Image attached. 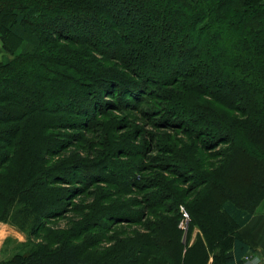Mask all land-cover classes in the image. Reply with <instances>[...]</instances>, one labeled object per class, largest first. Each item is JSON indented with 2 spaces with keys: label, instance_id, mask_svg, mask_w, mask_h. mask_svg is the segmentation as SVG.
I'll use <instances>...</instances> for the list:
<instances>
[{
  "label": "trees",
  "instance_id": "obj_1",
  "mask_svg": "<svg viewBox=\"0 0 264 264\" xmlns=\"http://www.w3.org/2000/svg\"><path fill=\"white\" fill-rule=\"evenodd\" d=\"M0 42V222L26 235L6 240L4 264L253 258L242 230L264 203V0H0ZM111 112L186 137L160 149L172 181L144 178L146 143L116 135ZM72 144L83 152L56 159ZM67 208L78 219L53 228Z\"/></svg>",
  "mask_w": 264,
  "mask_h": 264
},
{
  "label": "rangeland",
  "instance_id": "obj_2",
  "mask_svg": "<svg viewBox=\"0 0 264 264\" xmlns=\"http://www.w3.org/2000/svg\"><path fill=\"white\" fill-rule=\"evenodd\" d=\"M3 57H4V54L1 51V42H0V61L3 59ZM111 113L112 114H109L107 116H103L102 120L107 125H109V124L115 125L114 131H115L116 135L127 136L129 134V139L132 140V142H134L131 144H133L137 147H139V145L142 142L146 143V145H144V148L148 149V153H147V156L145 158V160H147V162H144V164H143L144 168L142 170L143 171L142 175L144 176V178H151V177L160 176V177L168 178L170 181H172L173 178L170 177V174L168 175L167 173H165L164 170H161V169H164L162 167L164 164L163 163L164 160L162 159L163 156L160 152V149H163L164 146H166L165 148L168 149V148L172 147L173 145L175 147H177L178 149H180V147H182L184 144L183 142L188 143L186 137L182 133H180V131L166 130L165 126L154 125L152 121L151 122L146 121L144 118H142L139 115L133 116V119H134L133 120V119H127L124 116L118 115L114 112H111ZM124 148H126V147L124 146ZM128 148H132V147H130V144H128ZM224 149L225 148L223 146L221 148L214 149L213 150L214 152H212V153L210 152L211 154H210L209 162H211V163L214 162V165H215V163H217L215 161H220V159H221L220 157H222V153H223ZM128 150H129V152H133L134 149H128ZM82 152L83 151L79 148V146L75 147L72 144L70 147H68L64 151L60 152L58 154L60 156L57 155L56 159L68 158L72 155L80 154ZM218 156H219V158L216 159ZM208 169L210 170V168H208ZM238 171H240V169ZM241 179L242 178H240V180ZM120 180H122V179L120 178ZM69 187H71V186H69ZM177 188L181 189L182 191H187V187H185L183 185L178 184ZM132 191L133 192H130L129 195L127 194L128 196H126V195L124 196L125 200L133 201V202H139V201L141 202L144 199V197L141 196L140 194L136 193L135 190L132 189ZM87 192H88V190H87ZM90 192L94 193L95 190L91 189ZM93 197L94 196H91L89 199H87L85 196H78L76 199L73 200V203L80 204L84 200H86V202L88 200L89 203H91V201L93 200ZM139 205H142V203H140ZM69 206H71V204L67 205L66 207H69ZM140 207H142V206H140ZM69 208L72 210L74 207H69ZM180 208H181L180 211L182 212V208H184V207H180ZM262 209H263L262 206H260L258 209V212L260 213V210H262ZM137 211H142L145 213L146 210L142 209V210H137ZM71 219L76 220V219H78V217L71 214V212L68 211V208H67L66 213H64V215L61 217V219L56 220L55 224H53L52 227L55 229H60V230H68L70 228ZM4 224L7 225L6 223L0 222L1 226ZM143 228H144V226H142V225H136V226L131 225V226H129L126 223H122L117 227L116 231L123 233V235L126 236L129 234L132 235V232L134 233L135 231L145 232ZM15 230L18 233H20L26 240V235L24 233L20 232L17 229H15ZM185 235H187V233H184V236ZM10 239L15 241V242H19L18 240L14 239L13 237H11ZM15 242L7 244L6 246L4 243V247L2 249L3 260L5 258L9 257L10 251L16 245Z\"/></svg>",
  "mask_w": 264,
  "mask_h": 264
},
{
  "label": "crops",
  "instance_id": "obj_3",
  "mask_svg": "<svg viewBox=\"0 0 264 264\" xmlns=\"http://www.w3.org/2000/svg\"><path fill=\"white\" fill-rule=\"evenodd\" d=\"M262 210L258 212L254 218L246 225L242 230V235L245 240L255 249L256 253L253 255L247 264H264V203L261 205ZM201 234L199 229H195L192 238L190 239V245H193ZM13 237L19 242H25V238L18 233L15 228L8 225H0V264H4L2 258V249L7 239ZM184 243V237H183ZM187 243V237L186 242Z\"/></svg>",
  "mask_w": 264,
  "mask_h": 264
},
{
  "label": "built area",
  "instance_id": "obj_4",
  "mask_svg": "<svg viewBox=\"0 0 264 264\" xmlns=\"http://www.w3.org/2000/svg\"><path fill=\"white\" fill-rule=\"evenodd\" d=\"M182 215H183V221L180 224V228L184 232H187L190 218H189V215H188V213L186 212V210L184 208H182Z\"/></svg>",
  "mask_w": 264,
  "mask_h": 264
},
{
  "label": "water",
  "instance_id": "obj_5",
  "mask_svg": "<svg viewBox=\"0 0 264 264\" xmlns=\"http://www.w3.org/2000/svg\"><path fill=\"white\" fill-rule=\"evenodd\" d=\"M186 237H187V235L184 236V243L186 242Z\"/></svg>",
  "mask_w": 264,
  "mask_h": 264
}]
</instances>
